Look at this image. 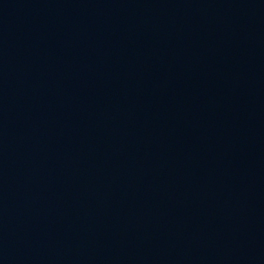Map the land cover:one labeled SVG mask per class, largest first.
Instances as JSON below:
<instances>
[{
  "label": "water",
  "instance_id": "95a60500",
  "mask_svg": "<svg viewBox=\"0 0 264 264\" xmlns=\"http://www.w3.org/2000/svg\"><path fill=\"white\" fill-rule=\"evenodd\" d=\"M0 130L194 264H264V0H0Z\"/></svg>",
  "mask_w": 264,
  "mask_h": 264
}]
</instances>
